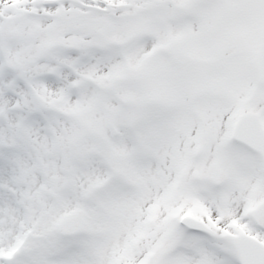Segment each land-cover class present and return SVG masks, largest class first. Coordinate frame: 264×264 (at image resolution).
<instances>
[{
	"label": "snow or ice",
	"instance_id": "1",
	"mask_svg": "<svg viewBox=\"0 0 264 264\" xmlns=\"http://www.w3.org/2000/svg\"><path fill=\"white\" fill-rule=\"evenodd\" d=\"M0 264H264V0H0Z\"/></svg>",
	"mask_w": 264,
	"mask_h": 264
}]
</instances>
